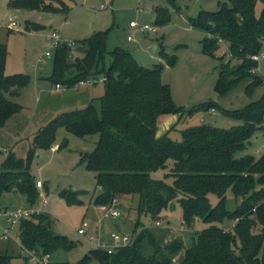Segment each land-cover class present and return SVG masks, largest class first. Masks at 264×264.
<instances>
[{"label": "trees", "instance_id": "obj_1", "mask_svg": "<svg viewBox=\"0 0 264 264\" xmlns=\"http://www.w3.org/2000/svg\"><path fill=\"white\" fill-rule=\"evenodd\" d=\"M176 1L166 0L170 7H175ZM257 1L261 3L258 14ZM229 2L230 6L221 5L215 12L200 11L189 21L205 33L201 41L203 54L214 56L221 40L227 44L231 58L239 62L232 66L228 65L229 60L225 63L228 67L221 65L215 92L224 96L238 83L250 80L244 90L251 95L253 89L264 84V79L252 72L258 62L251 59L263 46L264 0ZM8 7L64 14L69 10L65 0H11ZM155 12L154 23L168 21L167 7L158 6ZM25 24L27 30L43 28L30 20ZM106 34L107 31H98L76 41L82 56L72 62L68 61L71 48L64 44L55 49L52 84L72 88L100 73L103 93L84 107L64 112L37 129L24 156L17 157L10 149L0 161V196L15 192L23 195L29 206L35 203L38 189L30 173V161L37 150L51 146L57 127L77 137L97 134L94 149L80 157L85 168L95 173L97 191L92 202L102 206L110 205L114 199L136 197L135 228H142L131 245L111 254L90 249L75 264H264V152L258 158L251 154L236 156L257 130H264V91L258 100L241 109L223 110V114L238 122L230 129L199 125L182 129L180 140L172 139L171 131L157 137L158 122L163 116L181 117L184 111L174 106L169 86L161 81L160 65L144 67L120 48L109 52L111 60L105 64ZM6 57V44L0 42V133L14 139L21 130L12 131L10 126L23 109L13 98L30 80L21 73L6 75ZM163 57L169 66L174 65L175 56ZM68 68L72 69L70 74ZM214 106L209 103L205 108ZM168 167L165 177H172L171 184L151 176ZM227 189L241 200L233 211L225 207ZM78 194L67 189L59 195L67 202L77 203ZM210 194L218 198L214 206L210 204ZM172 200L179 202L185 225L190 226L195 218L208 224L185 247L178 239L161 245L142 221L160 216ZM225 217L235 221L231 231L218 226ZM257 226L260 230L254 233ZM18 231L24 247L40 248L51 258L75 246L65 236L54 233L50 216L44 213L23 219ZM11 260V255L0 253V264H11ZM50 264L69 263L52 258Z\"/></svg>", "mask_w": 264, "mask_h": 264}, {"label": "rangeland", "instance_id": "obj_2", "mask_svg": "<svg viewBox=\"0 0 264 264\" xmlns=\"http://www.w3.org/2000/svg\"><path fill=\"white\" fill-rule=\"evenodd\" d=\"M65 2L69 6L65 14L21 10L25 14L18 13L12 18L6 15L0 19V24L3 25L0 27V42L5 43L7 47L4 73L6 75L21 73L29 76L30 80L29 85L22 90L19 99L16 100L17 103L24 105L27 112H20L13 119L12 124L10 123L12 131L19 129L21 133L14 139H8L6 134L7 137L0 136V161L6 155L3 153V147L12 149L17 157L24 156L28 143L37 129L48 124L60 114L82 108L89 102L90 97L87 94L84 95L83 90L78 94L72 90L50 92L53 86L50 75L55 54L54 47L49 45V35L52 31H57L61 40L65 41H82L95 32L107 31L105 44L108 54H106L105 64L111 60L109 52L120 48L129 52L144 67L151 68L155 64L160 65L162 83L169 86L174 106L184 111L181 117L175 114L178 121L176 120L175 128L170 132V137L174 140H180V131L190 126L210 125L230 129L238 122L223 114V110L241 109L258 100L264 91L263 84L253 89L251 95H247L244 89L250 80L238 83L224 96H219L214 90L221 65L229 60L228 65L232 66L239 62L231 58L227 44L223 41L219 42V48L214 56L203 54L201 41L205 33L192 27L189 19L195 18L200 11L215 12L221 5L230 6L229 0H177L175 7L168 6L166 0H107L108 6L105 7H101L103 0H65ZM158 6L167 7L169 10L168 21L165 24L154 23L155 8ZM260 8L261 3L257 1L255 5L257 14ZM10 20H17L20 32L6 30L5 25ZM26 20L38 23L43 28L34 31L27 30ZM133 20L140 24H148L154 27L155 31L140 32L129 26V21ZM128 37L131 39L129 40ZM159 43L163 47L162 50L157 47ZM81 50L76 46L71 49L68 61L72 62L76 57H81ZM45 51H49L50 56H45ZM163 54L175 56L173 66L166 63ZM259 54L261 58L258 62V69L254 70V73L264 79V41ZM42 57L44 61L41 62ZM34 64L36 67L33 66ZM224 67H228L227 64ZM68 72L70 74L72 69L68 68ZM92 79L97 80L96 84H86L85 91H89L92 99H95L103 93V75L99 73ZM66 97L71 98L68 100L69 104ZM209 103H214L216 107L205 108ZM3 132L5 133L4 130ZM8 135L10 137V134ZM97 140V134L77 137L66 132L62 127H57L51 146L48 149L37 150L31 158L30 173L43 185L38 189V197L33 205L38 206L41 199L45 197L48 204L40 205V210L50 216L52 230L55 234L65 236L75 243L71 250L56 253L52 257L53 260L75 264L93 248L85 237L77 234V229L83 219L90 224L89 233H94L99 228L104 238H107L112 231L134 237L142 228L141 226L135 228L136 197L119 198L114 202V207L120 213L118 218L101 219L103 215L101 206L94 205L92 201L90 203L93 193L97 191L95 173L85 168L80 162V157L90 153ZM15 144L17 146L14 147ZM263 144L264 130H257L246 144L245 149L237 152L236 156L251 154L258 158L264 152ZM168 172L169 167L157 170L151 176L171 184L172 177H165ZM67 189L79 192L77 195L79 202H67L59 195ZM209 200L214 206L218 198L210 194ZM240 201V198H235L232 191L227 189L225 193L227 210L233 211ZM0 205L9 208H27L29 202L23 195L10 192L0 196ZM142 221L144 227L155 234L161 245L178 239L183 242V247L192 243V240L196 238V232L208 226L200 218H195L190 226L185 225L182 222V209L177 200L168 203L157 218L152 220L142 218ZM234 224L235 221L225 217L221 223H218V226L231 231ZM93 227L95 230H92ZM259 230L260 226H257L253 232L258 233ZM3 243L4 241L0 240V246ZM180 255L175 258V261ZM16 264L33 263H25L20 259Z\"/></svg>", "mask_w": 264, "mask_h": 264}, {"label": "built area", "instance_id": "obj_3", "mask_svg": "<svg viewBox=\"0 0 264 264\" xmlns=\"http://www.w3.org/2000/svg\"><path fill=\"white\" fill-rule=\"evenodd\" d=\"M108 6L107 0H104V3L101 5V7ZM129 26L132 28H136L140 32L145 31H155L154 27L149 26L148 24H140L136 20L129 21ZM9 28L15 32H20L21 29L17 25L15 20H11L9 24ZM130 40L131 37H128ZM50 43L49 45L54 47V49L63 46L64 44L67 45L69 48L73 49L76 45L75 41H65L61 40L60 35L57 31H52L49 35ZM219 42H222L219 40ZM45 56H50L49 51H45ZM261 58V54L252 55L251 59L254 61L259 62V59ZM40 61H44L43 57L40 59ZM36 65H34L35 67ZM253 69L252 72H254ZM97 80L95 79H87L85 81H79L77 84H75L73 87H79L86 84L92 85L95 84ZM53 88L56 90H67L69 89L66 85L63 84H52ZM264 146V144H263ZM3 153L6 154L7 151L3 150ZM35 186L37 189L42 188V183L40 180H36ZM116 200L114 199L110 205L107 206H101L100 209L103 212V215H101V219L105 218H118L120 216L119 211L114 207V202ZM48 204V200L43 197L41 199V203H39L38 206L31 205L27 208H0V238L2 240H9L12 239L19 245L20 253L23 257H25L28 261L32 262L33 264H50L52 261L51 255L49 253L43 252L42 249H28L24 247L18 237H14L13 232L14 230L19 229L20 222L23 219H28L32 217L33 215H38L41 212L40 205H46ZM156 225H159L158 222H155ZM90 229V224L86 219H83L80 226L77 229V234L85 237L86 240L92 244V249H101L106 251L108 254L113 253L116 249L131 245L133 242V235H128L125 233H121L118 231H112L109 233V236L107 238L103 237V234L100 233L99 228H97V231L88 232Z\"/></svg>", "mask_w": 264, "mask_h": 264}, {"label": "crops", "instance_id": "obj_4", "mask_svg": "<svg viewBox=\"0 0 264 264\" xmlns=\"http://www.w3.org/2000/svg\"><path fill=\"white\" fill-rule=\"evenodd\" d=\"M11 0H0V19H2V17L4 16H8L9 18H12L13 16H15L16 14L18 15V13H22L25 14L24 11H21V10H16V9H11L8 7V3L10 2ZM104 1V0H103ZM155 19V17L153 18V20ZM11 21V20H10ZM10 21L8 24L5 25V28L8 32H11L13 30H11L9 28V24H10ZM17 25L20 27L19 23L17 22V20H15ZM27 21V20H26ZM3 25L0 24V27H2ZM15 32V31H13ZM60 35V34H59ZM61 38V37H60ZM76 42V41H75ZM35 65V64H34ZM33 65V66H34ZM36 67V66H35ZM96 84V83H95ZM29 85V84H28ZM94 86V85H93ZM24 89V88H23ZM22 89V90H23ZM22 90L20 91L19 95L17 97H14L13 100L16 102V100L19 99V96L20 94L22 93ZM67 90H72V91H76L77 94L80 93L82 90V92H84V95L87 94V96L90 97V99H92V97L90 96V92L89 91H85V85L83 86H79V87H72V88H69ZM67 90H64V91H67ZM64 92L63 90H56L55 88H53V86H51V89H50V92ZM94 96V95H93ZM67 99V102L69 104V101L71 98H68L66 97ZM89 99V101H90ZM72 103V102H70ZM19 105L22 106V111L24 112H27L24 105L23 104H20L18 103ZM74 105V104H73ZM27 118V117H26ZM178 118L175 116V115H167V116H163L159 122H158V127H157V132H156V136L159 137L161 135H163L164 133H166L167 131H172L175 127H174V123H177V120ZM177 120V121H176ZM3 134L0 133V136H2ZM16 140V139H15ZM17 146V145H14V147ZM3 150H6V151H9L10 148H4ZM38 180V179H36ZM92 201V197L90 199V203ZM1 208H9L8 206H3V205H0ZM29 207V206H28ZM97 224H95L96 226ZM94 226V227H95ZM92 230H95V227ZM18 234H19V231L18 230H14L13 232V235L14 237H18ZM0 240H2L0 238ZM4 243L2 244V246H0V253L1 254H7V255H11L12 256V260H11V264H16L18 262V260H23L25 263L27 262H30L28 261L25 257L22 256V254L20 253V249H19V245L17 244V242H15L14 240L12 239H9V240H3ZM13 247H15L16 249H14ZM14 251H17L16 253H14ZM8 252L12 253V254H9Z\"/></svg>", "mask_w": 264, "mask_h": 264}, {"label": "water", "instance_id": "obj_5", "mask_svg": "<svg viewBox=\"0 0 264 264\" xmlns=\"http://www.w3.org/2000/svg\"><path fill=\"white\" fill-rule=\"evenodd\" d=\"M157 47H158L160 50H162V49H163V47H162L161 43H159ZM157 47H155V48H157Z\"/></svg>", "mask_w": 264, "mask_h": 264}]
</instances>
